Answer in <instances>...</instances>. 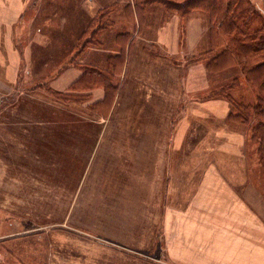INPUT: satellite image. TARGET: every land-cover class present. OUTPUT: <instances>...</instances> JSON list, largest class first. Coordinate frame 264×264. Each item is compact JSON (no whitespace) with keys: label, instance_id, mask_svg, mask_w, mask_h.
Wrapping results in <instances>:
<instances>
[{"label":"rangeland","instance_id":"374dc122","mask_svg":"<svg viewBox=\"0 0 264 264\" xmlns=\"http://www.w3.org/2000/svg\"><path fill=\"white\" fill-rule=\"evenodd\" d=\"M26 1L25 19L34 31L45 35V40H40L42 44H33L31 49V38L22 37L16 41L18 46L27 49L18 82H10L12 73L8 70L5 72L0 67V117L4 104L15 101L17 97L37 96L40 100L52 99L56 101L55 104L63 107L64 100L55 92H74L81 95V100L72 99L68 102L70 105L80 103L81 106L82 104L86 106V110L82 109L85 111L84 119L87 122L84 127L87 130L95 128L99 134L95 133V141L93 137L92 140H87L89 149L84 154L86 159L84 177L81 176L76 184H30L27 182L29 178L20 177L21 167L14 166L15 158L20 157L19 153L12 150L14 146L0 150V264H45L41 263L45 257L39 258L37 250L40 246L43 253L46 252V244L41 241L42 235H39L41 230L38 229V226L48 224H46V212L54 214L50 218L55 224L87 226L93 218H100L93 216V211L100 212L102 219H112L115 210L129 207L133 203L127 198L130 194L125 192V196L121 193V186L131 189L130 184L136 168L134 165L131 168H115L112 164V160H115L118 154L111 146L112 140L116 138L118 142L124 138L111 136L112 131L116 129H132L137 133L148 129H163V138L169 142L166 144L167 159L173 164L172 170L181 161H190L191 149L195 148V145L206 143L210 139L213 141L211 149L214 161L228 158L234 166L231 173L236 171L234 175L242 173L249 176L251 172L250 175L253 173L261 177L264 189V142L255 136L257 121L252 119L244 123L232 119L230 113L233 108L229 101L223 97L211 96L214 90H220L224 84L235 78H239L241 82L240 87L232 91L236 98L254 103L256 92L245 80L239 65L216 72L208 69L209 57L203 54L209 46L210 29L207 15L202 11L192 10L182 15L164 8L157 2L146 4L139 9L136 6L138 0H102L101 5L93 0ZM70 1L72 3H69ZM173 14L181 18V24L178 25L176 22L166 26L167 22H170L169 15ZM193 19L199 21L198 33L197 30L192 33L189 31V22ZM77 24L81 25L82 30L78 37L72 38L73 33L75 35L77 32ZM21 25L19 29L22 30L24 23ZM101 34L105 36L107 43L114 39L120 51L107 55L104 63L100 65L81 61L82 48L100 46L104 43L100 38ZM162 34H167L164 43L160 39ZM46 35L50 37L49 40H46ZM138 42L141 53L136 57L133 49ZM43 44L45 46H40ZM65 44L66 48L63 47ZM149 55L155 58L152 59L154 61L146 58ZM114 59L117 65L113 64ZM165 63L172 68H167ZM73 65L77 70L75 77H78L65 89H56L53 86L55 79L64 78L69 72L72 75V71H76L71 69ZM100 70L105 74L109 72L113 75L110 80L105 81V77L103 80L106 84L110 82L113 87L109 95H106L105 86L99 83L71 90L75 88L73 84L80 76L95 74ZM62 81L60 80L59 85L64 84ZM219 82L223 83L219 84ZM205 87L208 92L201 93ZM48 96L55 97L59 101ZM122 101L125 102L123 105H121ZM134 101L147 107L144 111L149 109V106L151 110L144 115L139 111L138 105L132 104ZM153 101L156 103H150L148 106L147 103ZM160 101H165V105H160ZM37 106L40 108L46 105L39 102ZM39 108L37 110H41ZM13 110L16 109L12 107L5 113ZM20 110L26 108L22 105ZM57 110L62 109L58 107ZM70 110L73 109L70 108L69 112ZM164 113L165 118H163ZM131 118L135 121L132 122ZM68 122L71 123V120ZM2 125L0 120V127ZM208 129L214 131H211L212 134L207 135L206 138ZM222 130L238 133L239 136L235 141L243 145L231 152L220 150L222 141L216 132ZM24 141L26 145L35 149L27 159L38 162L36 167L40 168L38 170H44L41 164L45 159L59 162L49 171L60 179L64 157L59 146L57 145L56 151L51 153L47 152L49 145H46L48 148L46 150V146L33 138L26 137ZM9 143H13V140ZM208 143L212 142L208 141ZM97 153L107 160L108 166L99 168L103 177L101 184L97 183V178L100 176L97 168L89 173L90 163L95 160ZM119 154L124 156L130 154L133 160L139 161L136 152L120 151ZM195 154L200 157L206 152L198 151ZM117 176L123 177L126 183L117 179ZM116 182L119 191L111 195L115 193ZM130 192L132 193V190ZM139 202L140 207H142L141 202L147 204V201ZM26 213L31 215H21ZM67 213L69 216L66 215ZM70 231L74 232V230ZM35 234L37 236H34ZM155 236V241H162L160 233ZM162 250L159 248V253H145L144 256L147 255L146 257L153 261L158 254H162Z\"/></svg>","mask_w":264,"mask_h":264},{"label":"crops","instance_id":"0c3cea01","mask_svg":"<svg viewBox=\"0 0 264 264\" xmlns=\"http://www.w3.org/2000/svg\"><path fill=\"white\" fill-rule=\"evenodd\" d=\"M252 1L264 15V0ZM93 2L102 4V0H93ZM26 8V0L25 2L24 0H0V67L3 71L8 70L12 73L10 82L13 83L19 81L24 55L27 53V49L18 46L16 41L22 37L31 38V49L33 44H42L40 40H45L42 32L34 31L28 25L24 16ZM169 16L170 22H167L166 26L176 22L178 25L181 24V18L178 15ZM31 18H33L32 14ZM198 22L196 19L189 22L190 33L196 30L198 33ZM22 23L24 26L21 30L19 28L22 27ZM76 26L77 34L73 33L72 38L78 37L82 30L80 24ZM166 37L167 34L161 35L160 39L163 43ZM49 38L46 35V40ZM100 38L104 41L102 45L82 48L81 61L100 65L104 63L107 55L120 51L114 39L107 43L104 35L101 34ZM63 47L66 48V44ZM67 48L70 53V46ZM133 50L136 57L141 53L139 42ZM146 58L151 61L155 59L150 55ZM162 64L164 65L163 61ZM165 66L172 68L166 63ZM71 69L76 70V67ZM75 74L77 75V70L72 71V75L69 72L64 78H56L53 86L56 89H65L78 77H75ZM60 80H63L64 84L59 85ZM222 83L219 82V84ZM206 92L208 89L205 87L201 93ZM50 98L59 101L55 97ZM39 102H43L46 106L39 108L37 106ZM55 102L52 99L40 100L37 96L23 98L20 96L15 101L8 102L7 105L3 102L5 106L0 117L3 124L0 127L2 138L0 150L14 146L12 150L20 155L15 158L14 166L21 167L20 177L29 178L27 182L30 184H76L81 176L84 177L86 168L84 154L89 149L87 140H92L93 137L95 141V133L99 134L95 128L87 130L84 127L87 123L84 119L85 111H83L86 110V106L83 104L81 106L80 103L70 105V102L63 101L64 104L61 107ZM124 103L122 101L121 105ZM150 103L156 102H148V106ZM132 104L138 105L139 111H142L144 115L151 110L149 106L150 108L144 111L147 107H143L141 103L139 105L136 101ZM159 104L165 105V101H160ZM22 105L26 110H20ZM12 107L16 110L5 113ZM58 107L62 110H57ZM70 108L73 110L69 112ZM131 119L132 122L135 121ZM69 120L71 123L68 122ZM211 131L214 129L207 130L206 138L207 135L212 134ZM216 135L221 137L220 150L223 152H231L243 145L235 141L239 136L236 132L222 130L217 131ZM111 136L118 139L120 136L124 137L118 142L116 138L112 140L111 146L118 152L115 160H112L113 167L131 168L134 165L136 168L130 184L132 193L129 189H125V186H121V193L130 194L127 198L133 203L129 207L115 210L112 213L114 215L112 219H102L100 212L93 211V216H100V218H93L87 226L55 224L50 218L54 214L46 212V224H48L38 226L41 230L39 234L42 235L41 241L46 244L45 253L40 246L37 250L39 258L45 257L41 263L264 264V189L261 177L253 173L252 176L251 172L249 176H245L242 173L234 175L236 171H232V175L230 171L234 166L228 158L214 161L211 149L213 141L210 139L206 143L195 145V148L191 149L190 161H181L172 170L173 164L167 159L166 144L169 142L163 138V129H148L139 133L132 129H116L112 131ZM26 137L41 142L43 146L49 145L47 152L54 153L56 146H59L64 157L60 179L49 171L59 163L58 161L45 159L41 164L44 170H38L40 169L36 168L38 162L27 159L35 149L25 144ZM11 140L13 143H9ZM16 149L20 150L15 151ZM45 149H48L47 146ZM120 151L138 153L139 161L133 160L130 154L125 156L119 154ZM198 151L206 152V154L199 157L195 154ZM98 154H95V160L90 163L89 173L97 168V172L100 173L97 183L101 184L103 177L99 168L108 166L107 160ZM117 177L126 183L123 177ZM117 185L116 182L115 193L111 195L118 193ZM120 198L124 199L121 196ZM135 201H137L136 204ZM139 201H147V204L141 202L142 207H140ZM66 215L69 216V213ZM159 233L162 243L155 241V235ZM37 241L36 246H38ZM159 248L163 249L162 254H158L153 261L146 257L147 255L144 256L145 253H159Z\"/></svg>","mask_w":264,"mask_h":264},{"label":"trees","instance_id":"16d2710c","mask_svg":"<svg viewBox=\"0 0 264 264\" xmlns=\"http://www.w3.org/2000/svg\"><path fill=\"white\" fill-rule=\"evenodd\" d=\"M157 2L164 8L179 14H188L192 10L202 11L208 18L210 35L209 46L203 54L209 57L208 69L220 71L233 65H239L242 75L256 92V101L247 102L236 98L232 91L241 85L240 79L224 84L220 90H214L211 96L227 99L233 108L231 118L248 123L255 119V136L264 142V15L252 0H138L140 9L146 4ZM113 64L117 65L116 59ZM112 74L103 73L82 75L74 82L71 90L80 86L103 84L106 95L113 89L110 82ZM86 78V79H85ZM69 90V91H71ZM64 101L80 99L74 92H55Z\"/></svg>","mask_w":264,"mask_h":264}]
</instances>
